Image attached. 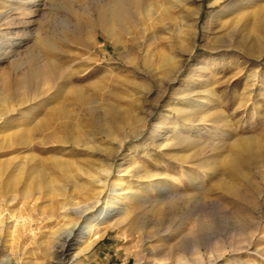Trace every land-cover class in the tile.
I'll return each instance as SVG.
<instances>
[{
    "label": "rangeland",
    "instance_id": "obj_1",
    "mask_svg": "<svg viewBox=\"0 0 264 264\" xmlns=\"http://www.w3.org/2000/svg\"><path fill=\"white\" fill-rule=\"evenodd\" d=\"M67 1L78 28L64 0H0V97L14 109L0 120V264H176L198 252L203 262L229 263L222 249L242 239L230 217L238 203L227 194L215 201L204 181L243 189L227 172L235 160L247 177L264 171L263 12L247 5L240 15V0H187L188 11L179 0H140L119 13L114 46L93 10L105 0ZM26 54L57 61L111 136L96 135L63 85L40 98L25 92L19 105L8 81L20 79ZM64 107L75 121L68 136L79 142L39 144V124L54 127ZM190 125L207 135L186 133ZM232 128L252 140L234 143ZM261 227L251 250L264 248ZM237 264H264V251L242 253Z\"/></svg>",
    "mask_w": 264,
    "mask_h": 264
},
{
    "label": "bare ground",
    "instance_id": "obj_2",
    "mask_svg": "<svg viewBox=\"0 0 264 264\" xmlns=\"http://www.w3.org/2000/svg\"><path fill=\"white\" fill-rule=\"evenodd\" d=\"M18 1L21 2L22 4H25V5L27 4V5H31V6H33L34 3L36 2V0H29L26 2H25V0H18ZM139 1L140 0H105V2L103 4L100 5L99 3H96V5L93 6L95 16L98 20V24L96 23V25H99L100 29H102L108 35V37L113 40L112 44H114V46H119L118 38L113 33L114 32L113 25L116 23H119V13L123 10V6L133 7ZM179 1L184 3L183 8H184V10L188 11L187 0H179ZM218 1H220V0H213V2H215V3ZM64 2L66 3L65 5H66L67 11L73 16V19L76 22L75 25L78 28V26H81L80 24H82V22L80 21V18L78 16L79 14L78 15H77V13L74 14V9H73L72 5L67 0H64ZM3 5H4V3H3ZM247 5L255 6L256 12H258V13L263 12V13H261V15L258 16L257 23H258V28H259L260 33L263 34V36H264V0H240L236 3H234L233 7L235 8L237 13H239L240 15H245L247 13V12H245V9H246L245 7ZM4 7H6V6H4ZM147 11H148V9H147ZM187 11H185V12H187ZM84 12L82 11V14H84ZM185 14H187V13H185ZM219 16L220 15H218L216 17H219ZM6 18H7V16L5 15L4 19H6ZM86 21H87V19L85 20V22ZM85 22H84V25H85ZM3 37H4V35L0 32V44L3 42V40H2ZM45 46L47 48H49L50 50L56 49V47L52 43H49V42H46ZM43 58L44 57L41 58L39 55L28 54L24 60V63L21 62L22 68L19 71V74L21 76V77L19 76L20 79L8 81L9 88L10 89H16L18 91L16 94L17 103H19V105H22L25 102V100H26L25 99V92L36 91L35 93H37V94H35L36 96L34 95V97L40 98L46 94L47 90H49L53 87L55 89H57V88L59 89L63 85V87H62L63 90H69L70 91V97H71L72 101L74 102L73 105L75 104V105L81 107V111L83 112V114L86 115L87 117H89V121L94 124L95 129H96L95 130L96 135L98 134L99 137L103 136V137L109 138L111 136L110 132L107 129H105L104 126H102V123L104 121H107L106 116L105 115L100 116L99 114H97L94 107L91 106L92 100L90 99V97L82 94L81 89L79 87L75 86L74 84H72V77L64 78L62 76V69H61V67L57 61L43 59ZM219 60H223V58H220ZM21 90H23V91H21ZM56 99H57V97H56ZM248 100L249 99H246L245 102L247 103ZM8 102H9V98H7L5 96L0 97V120H3L8 116H11V114L14 111V109H11L9 107H5V104ZM33 102H34V100H33ZM3 103H5V104H3ZM239 105L245 106L246 104L244 103V104H239ZM256 107L259 108L258 106H256ZM218 115H220V114H218ZM53 117L56 120L54 127H50L49 125H47V123L45 121H42L39 124L38 129L41 131L42 134H41V138L38 140V143L43 144L45 138H50L51 141L54 143H65V140H69L72 143H78L79 140H77L73 136H71V137L68 136L69 130H72L74 125H75V121H74V118L71 114V111H69L65 107L59 108L58 111L53 114ZM215 118H218V117H215ZM112 122H114V121H112ZM214 124H217V123L214 122ZM158 128H160V122H156L153 125V129L157 130ZM188 128H190V129L188 131H186V133H188L190 135L194 134L196 136H202L203 131L207 135V131L204 130V128H198L197 129L195 127H192L191 125L188 126ZM47 130H48V132L44 133ZM58 130H59V132L62 130L66 131V132L63 135H59ZM259 131L261 133H263L262 131H264V127H261V129H259ZM258 132H257V135L260 133V132L259 133ZM230 133H232V135L237 136V130L234 128H232ZM221 135L229 136V134H221ZM252 138L253 137H251V136L245 135L243 137H240V135H239L234 140V143H236V144L238 142L248 143L250 140H252ZM152 139H153V135H150L148 140L151 141ZM20 140H21V142H20L21 144H26V142H25L26 140L24 138H20ZM80 142H82V141H80ZM185 144L186 145H194L195 141L188 139V140H185ZM245 150H246V152H248L250 149L247 147V149H245ZM252 150H253V148H252ZM252 153H253V151H252ZM262 153H263L262 157H264V151ZM246 158H247V156H246ZM261 160H263V159H261ZM119 166L121 167V163ZM189 168H190V166H189ZM201 168L205 171L210 170V168H211L210 163L202 164ZM118 172H120V171H118ZM227 172L234 175V177L237 178L238 182H242L245 187L242 189L240 186L238 187L235 184H231L229 182H226L223 179L218 178V177L215 178L213 181H211L212 180L211 179L210 180L211 182H207L208 180L204 181V182H205V185L207 184V187L205 186V190H206L207 194L210 195L209 197H211V195H212L214 197V199H216L215 201H217V199L220 196H223V194H225V195L227 194L234 201V203L235 202L238 203L237 205L234 206L233 211L230 213V217L232 216V218L235 220V222L237 224L236 227H237L238 233L242 239L238 242L230 243L222 249V253H225V252L231 253V258H230L229 263H225V264H237V258L242 253L252 252V254L253 253L254 254H261V252L264 251V248L258 249L257 246L251 250L250 246H249V244L251 243L254 236L259 233L260 229L263 230V227H261V224L264 221V171H256L253 175H251L250 177H247L242 170V166H241L239 160H235V161L230 163V165L227 168ZM257 184L260 186H258ZM254 186H255L256 191L254 192L253 196L248 198V196L245 193L250 192L251 188L253 189ZM227 195H226V197H227ZM223 201H225V200H223ZM207 205H209V204H207ZM167 206H169V205L167 204ZM205 206H206V204H205ZM160 209L156 210L157 215H161ZM202 212H203V210H202ZM104 213H105L104 208H101V210H99V212H98V216H101L102 214L104 215ZM204 213H205V211H204ZM209 215H211V214H209ZM89 223H90V221H86L84 226H82L80 229L78 228L79 229L78 233L79 234L83 233V231L86 228H88L87 230H89L90 229L88 227ZM238 233H237V235H238ZM258 239H260V238H258ZM242 243H244V245H241ZM58 252H63L62 251V245L60 246V250ZM216 259H217V256L211 257V255H209L207 263L203 262V258L200 255V253L198 252L196 254L195 258L191 262H189L188 259L185 260L182 258L179 261H177L176 264H205V263L206 264H215Z\"/></svg>",
    "mask_w": 264,
    "mask_h": 264
}]
</instances>
